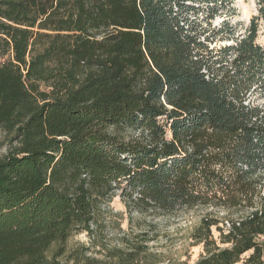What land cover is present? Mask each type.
I'll list each match as a JSON object with an SVG mask.
<instances>
[{"label":"trees","instance_id":"obj_1","mask_svg":"<svg viewBox=\"0 0 264 264\" xmlns=\"http://www.w3.org/2000/svg\"><path fill=\"white\" fill-rule=\"evenodd\" d=\"M189 1L0 0V264H188L148 231L70 246L117 195L130 215L234 209L229 246L217 219L196 229L194 264H264V0L224 45L234 26Z\"/></svg>","mask_w":264,"mask_h":264},{"label":"rangeland","instance_id":"obj_2","mask_svg":"<svg viewBox=\"0 0 264 264\" xmlns=\"http://www.w3.org/2000/svg\"><path fill=\"white\" fill-rule=\"evenodd\" d=\"M225 1L223 4H218L216 9H214V3L209 2V0H190L188 2L197 9L190 12L191 19L197 18L205 21L211 11H215L210 20L212 29H219L225 22L234 26L235 34H232L230 30H224L220 34V37L224 39L219 41L220 38H218L216 42L221 45L233 43V37L244 36L253 17L259 14L255 0ZM257 42L264 46V17L258 21ZM4 60L0 58V61ZM138 133V131L130 129L127 135L134 136ZM10 139L11 136L0 129V161L14 145ZM242 211L246 212V210ZM228 217L237 218L238 214H235L234 209L208 206L185 208L172 213L133 212L130 215L121 197L117 195L103 209L100 218L101 226L95 232L96 238H91L87 232H82L70 239V246L87 245L90 247L89 253L91 255L104 258L107 250L103 247V243L111 249L122 246L124 237H133L129 235L132 231L133 234L148 231L152 237H155L150 242L153 249L163 252L167 258L194 264L202 255L206 254L204 243H198L193 238L196 229L203 224L205 218L217 219L218 224L211 227L213 238L220 246H229V244L221 243V232L218 230L221 227L226 232L228 231L230 227L226 220Z\"/></svg>","mask_w":264,"mask_h":264}]
</instances>
